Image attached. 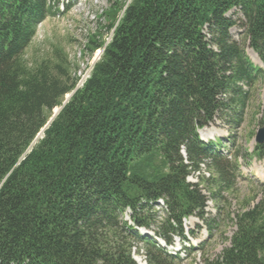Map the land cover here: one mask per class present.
<instances>
[{"label": "trees", "instance_id": "trees-1", "mask_svg": "<svg viewBox=\"0 0 264 264\" xmlns=\"http://www.w3.org/2000/svg\"><path fill=\"white\" fill-rule=\"evenodd\" d=\"M59 6L0 0V264H138L135 246L148 264H182L157 238L187 240L191 215L210 234L220 225L188 177L208 165L212 186L235 184L238 154L224 138L204 142L199 129L216 119L239 124L246 87L264 81L228 16L239 9L264 63V0H116L103 13L110 39L93 33L86 44L91 54L104 50L81 88L63 48L34 67L24 57ZM236 218L231 246L199 264H264V201Z\"/></svg>", "mask_w": 264, "mask_h": 264}, {"label": "rangeland", "instance_id": "rangeland-1", "mask_svg": "<svg viewBox=\"0 0 264 264\" xmlns=\"http://www.w3.org/2000/svg\"><path fill=\"white\" fill-rule=\"evenodd\" d=\"M58 1L60 3L58 13L50 16L39 25L37 34L26 49L24 57L29 65L34 67L42 59L52 56L55 47L63 48L74 65L76 75L80 77L77 87L81 88L90 77L95 63L101 58L104 50L100 48L91 54L86 49V44L93 33L100 34L101 40L103 39L102 37H106V40L110 39L111 34H107L104 31V27L109 22L107 16H104L103 13L116 0ZM228 16L237 21V24L231 29L233 38L243 43L247 55L254 64L264 67L263 62L250 48L249 40H245L246 33H244L245 30L241 26L244 18L242 13L239 9L234 8L228 13ZM246 89H249V95L239 124L231 125L216 119L208 126L199 129V134L206 143L215 141L216 138H224L227 151L230 149L232 153L238 154L239 168H235V184L231 191L218 190V188L212 186L213 176L207 167L208 165L203 166L201 171H196L188 177L189 182L199 183L200 189L207 197L205 209L207 216L219 215L217 221L218 225H220L218 228H214L213 234L210 235L206 224L197 216H191L184 220L183 226L189 238V242L185 244L193 245L194 247L202 245L204 249L193 250L190 254L182 251V257L184 258L182 264H199L203 262L204 258L214 260L220 257L224 249L231 246V237L237 231V215L254 208L264 201V186L260 183L264 182V158L260 159L255 154L256 136L263 126L260 123V119L264 109V81L258 82L253 89L249 87H246ZM72 94L66 95L63 105L70 99ZM63 105L54 109L53 116L46 127L59 113ZM45 128L38 134L37 138L43 137ZM262 151L264 155V148ZM233 171L234 169H231V172ZM257 173L262 176L258 177ZM202 176L206 180L209 179V182H206L208 184L207 187L205 186L206 188H203L204 185L201 184ZM212 190L217 191V197H213L211 194ZM162 207V203L160 206H156V211L158 212L157 221H162L165 217ZM128 213L129 210L125 213L127 219L129 218ZM144 230L141 229V234L145 232ZM191 230L195 232L196 237L191 235ZM149 233L151 234V232ZM179 243L181 244L180 241H176L175 249L179 248ZM133 255L135 259L137 257L138 260H141L139 261L141 263L145 260L143 252H135Z\"/></svg>", "mask_w": 264, "mask_h": 264}, {"label": "water", "instance_id": "water-1", "mask_svg": "<svg viewBox=\"0 0 264 264\" xmlns=\"http://www.w3.org/2000/svg\"><path fill=\"white\" fill-rule=\"evenodd\" d=\"M256 141L260 144L264 142V126L258 131Z\"/></svg>", "mask_w": 264, "mask_h": 264}, {"label": "bare ground", "instance_id": "bare-ground-1", "mask_svg": "<svg viewBox=\"0 0 264 264\" xmlns=\"http://www.w3.org/2000/svg\"><path fill=\"white\" fill-rule=\"evenodd\" d=\"M256 56V55H255ZM257 57V56H256ZM258 62H260V61H258ZM258 174V173H257ZM258 177H261L262 175L259 173L258 175H257Z\"/></svg>", "mask_w": 264, "mask_h": 264}]
</instances>
